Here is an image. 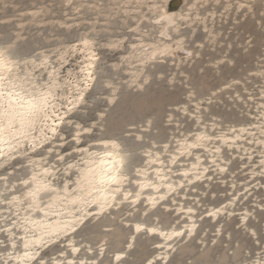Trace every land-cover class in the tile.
I'll use <instances>...</instances> for the list:
<instances>
[{
  "label": "snow or ice",
  "instance_id": "6c2138e0",
  "mask_svg": "<svg viewBox=\"0 0 264 264\" xmlns=\"http://www.w3.org/2000/svg\"><path fill=\"white\" fill-rule=\"evenodd\" d=\"M215 4L238 15L255 11L250 0H215ZM85 7L104 13L97 4ZM201 7L209 5L205 0L191 5ZM133 10L158 33V38L145 42L142 35L140 43L132 44L129 59L135 60V70L125 83L143 91L152 69L185 47L181 26L206 23L207 17L189 11L177 18L160 0L134 4L114 0L108 14ZM260 26L264 29V12ZM204 30L208 31L206 26ZM130 31L140 32L139 25ZM23 38L20 32L0 33V264H172L169 253L198 227L194 219L198 209L178 198L187 200L184 190L210 179L208 173L227 172L222 153L241 147V142L248 146L243 157L249 162L247 184L239 192L233 184L228 202L205 209L199 218L234 216L257 177L264 187V89L254 104V118L230 127L229 132H217L214 122L211 126L204 122V101L197 100L193 91L187 93V102L178 103L164 118L154 110L138 108L114 126L109 113L120 102L121 88L98 78L94 63L99 59L98 41L92 35L86 32L67 51L57 50L55 60L22 54ZM77 52L87 61L78 74L65 70L68 58ZM186 55L192 57L194 52ZM259 75L264 77V72ZM97 86L104 104L95 109L90 123L72 127L69 153L64 146L70 114L87 103L86 93ZM215 95L211 92L207 103ZM180 113L185 122L188 117L192 120L185 129L180 126ZM165 118L169 125L176 124L174 135L153 136V129ZM259 208L264 213V201ZM251 216V211L241 210L240 223L246 229ZM220 231L216 228L214 237ZM250 235L255 238L253 247L237 245L211 261L194 256L187 264H264V232L253 229Z\"/></svg>",
  "mask_w": 264,
  "mask_h": 264
},
{
  "label": "rangeland",
  "instance_id": "374dc122",
  "mask_svg": "<svg viewBox=\"0 0 264 264\" xmlns=\"http://www.w3.org/2000/svg\"><path fill=\"white\" fill-rule=\"evenodd\" d=\"M208 5V9L213 7L212 3ZM41 6L48 9L45 21L38 24L26 22L23 31L24 38L21 41L22 47L32 49L46 47L55 44L59 38L71 41L82 29L87 27V20L94 17L93 13L85 9L77 11L75 9L76 0H71V5L68 0H0V33H13L17 29L21 14H24V19H27V11ZM254 7L255 11L246 16L230 11L223 14L220 19H215L214 30L218 31L219 35L214 43L208 40V33L201 26L182 27L181 32L187 37L188 48L197 54L187 60L183 59L179 66L175 62L167 60L166 64L152 69L153 75L150 76L149 83L144 86L143 91L128 87L125 83V75L122 72H115L110 65L111 62L119 58V53L105 50L104 57L107 62L104 65L103 78L112 77L111 79L119 83L121 88L120 102L112 107L109 113L110 123L114 126L123 124L125 119L138 108L154 110L158 117L164 118L166 112L173 110L178 103L187 102V93L192 90L196 98L207 97L211 92H216L211 103H207V105L204 101L203 108L207 107V112L204 113L205 118L210 119L211 116L216 115L222 119L223 124L248 121L249 103H246L247 96L243 92V87L251 89L253 94H256L261 85V79L256 74V70L264 69V29L260 26L261 13L264 12V0L258 1ZM214 8L219 15L222 7L217 5ZM81 18L86 21H82L80 26L68 27L58 25L56 22ZM130 32L128 28L121 26L120 20L116 18L111 21L110 31H102L99 38L103 40L109 36L122 35L131 37L132 33ZM233 79L239 81H236L234 86L221 88L222 85ZM235 91L242 95V99L233 95ZM100 93L101 89L97 86L88 103L80 109L77 118L84 124L90 123L95 109L103 106L104 101ZM185 119L184 115L180 113L179 120L182 129L192 124L190 117L187 118V122ZM175 128L176 124L169 125L165 118L163 123L153 129L152 135L164 139L169 137ZM71 145L72 143L68 139L65 149H69ZM239 166L240 161L235 159L231 164L230 171L235 172V179L244 182L248 177V171L247 168L242 170ZM226 177L228 174L220 179L215 176L209 182V187L201 198L202 207L200 210L204 205L218 204L230 198V184ZM197 188L199 191L204 190V183L199 184ZM255 197L259 198L260 203L263 201L264 187L254 186L248 199L240 201L236 208L241 209L243 206L251 208L255 204ZM161 211L164 210L161 209ZM218 221H223L224 226L221 235L217 238V243L213 245L211 243L213 230ZM218 221L212 223L210 219L204 218L197 235L189 242L178 245V249L171 258L172 264H187L194 256L211 261L224 255L226 249L231 250L237 245L241 249L253 247L255 238L250 235L248 227L246 229L239 223L238 212L228 219L222 218ZM248 225L255 228L258 234L264 232V213L260 211V208H254ZM204 230L206 231L207 247L202 248L198 238ZM229 237L231 238L229 239Z\"/></svg>",
  "mask_w": 264,
  "mask_h": 264
},
{
  "label": "bare ground",
  "instance_id": "6f19581e",
  "mask_svg": "<svg viewBox=\"0 0 264 264\" xmlns=\"http://www.w3.org/2000/svg\"><path fill=\"white\" fill-rule=\"evenodd\" d=\"M258 1H263V0H250V2L255 5ZM114 2V0H76V6L75 9L79 8L80 10L85 9L88 12L93 13L94 17L90 20H87V27L82 29L73 40L71 41H65L64 39H60L53 45L50 46H46V47H40V48H27V47H22L21 45V51L22 54L26 55V56H31V57H36L40 54L49 56L50 58H52L53 60L56 59V55L58 54L57 50L60 51H67L68 46L72 43H75L78 38L85 34L86 32L89 33L90 35H92L97 41V46H96V54L99 57V59H97L94 63L96 65V69L95 71L97 72L98 78L101 80H112L118 87L119 83L115 82L113 79L111 78H103V73H104V65L106 64V58L104 57V51H114V52H118L119 53V58L113 62H111V68L115 71V72H122L125 77L126 80L129 79V73L134 71L135 69L132 67V65L135 63V60L132 59L130 60L129 57L132 53V44L133 43H140V36H144V41L147 42L153 38H158V33L155 30V28H153V26L151 24H149V22L147 21V19H145L140 12L138 11H130L127 14H125L124 12H117V13H113L111 15H109V6ZM161 3L165 4V8L166 10L171 13L173 16L179 18L182 15H186L189 11H195L197 12L199 15H201L202 17H207L206 23H196L195 25L189 24L188 26L190 27H194V26H201L203 29H205V26L207 27L208 31V40L212 43L216 42L217 37L219 35L218 31L214 30V22L215 19H220L221 16L223 14H227L229 12H225L224 8H221V12L219 15L218 12L216 11V9L214 8V6H217V4H215V0H205V2L207 4L212 3L213 7L211 9H206L205 7H201L198 9H192L191 5L195 2V0H160ZM135 3V0H133V4ZM89 4H97L98 6L103 7L104 9V13L101 14L98 9L97 10H93L91 8L85 7V5H89ZM209 11H211L212 15H209ZM27 14V19H24V14H21L22 16H20V19L17 23V29L13 31V33L15 32H20L23 34L24 28H25V24L27 23H43L45 21V17L48 14V9L46 7H37V8H33L30 9L29 11L26 12ZM77 14V13H76ZM79 17V16H78ZM85 17V16H84ZM118 18L120 20V24L123 27H126L129 29L131 28H136L137 25H139L140 28V32H133L131 31L130 33H132L131 37H128L126 35H122V36H109L106 39L101 40L99 38V35L102 31H110L111 29V21L113 19ZM139 18V19H138ZM82 21H86V19L81 18V19H75L72 21H68V20H58L56 21L58 23V25H66V26H72V25H82ZM54 22V21H53ZM52 23V22H51ZM182 27H184L183 25L181 26V30ZM192 30V29H191ZM145 33H147V35H144ZM182 37L185 39V47L182 50H177L176 52H174L171 56L168 57V60L171 62H175L177 64V66H179L183 59L187 60L189 57L186 55V53L188 51H192L194 52V55L197 54V52H195L192 49H189L187 46V42L186 39L187 37L185 36V34H183L181 32ZM22 41V39H21ZM20 41V43H21ZM119 47H108L105 46L107 45L109 42H121ZM113 53V52H112ZM117 53V54H118ZM116 54V53H115ZM108 56V54H107ZM193 57V56H192ZM191 58V57H190ZM86 58L83 54L77 52L72 54L69 58L68 61L65 64V70L71 69L74 73L78 74L79 70L81 68V66H83L84 64H86ZM109 72V71H108ZM261 72H264V69H257L256 70V74L259 75ZM119 74V73H118ZM111 75V74H110ZM260 79H261V85L259 86V88L257 89L258 92L256 94H253V91L247 87H243V92H245L244 94L247 96L246 97V103H249L248 105V113H249V120H252L254 118L255 112H256V108L254 107V104H256L258 102V97L261 94L262 89H264V77H262L261 75ZM109 77V76H108ZM118 79V78H117ZM125 79V78H124ZM150 79V78H149ZM236 81L239 80H230L229 82L225 83L224 85L221 86V88H225L227 86H234ZM193 91V90H192ZM93 90H89L88 93H86V100L87 103L91 97ZM220 93V91H219ZM210 95V94H209ZM209 95L207 97H199L196 98L197 100H203L206 102L207 104V98L209 97ZM234 96L238 97L239 99H242V95L239 94L238 91H235L233 93ZM249 96H251V99L249 98ZM213 98V97H212ZM188 101V100H187ZM204 102V103H205ZM86 103V104H87ZM191 104H194L195 101H191ZM203 103V104H204ZM86 104H82L80 106V109L84 107V105ZM203 104H202V109H203V114H202V119L204 120L205 123H208L210 126L211 124L214 122L217 132L223 131V132H229L230 127L232 126H236L239 127L241 125H245L247 124L248 121H245L243 123H226L223 124L222 123V119L219 116L213 115L211 116L210 119L205 118L204 113L207 112V107L203 108ZM208 105V104H207ZM80 109L78 111H73L70 114V119H71V124L68 125V127L65 130V134L67 136V140L69 139L71 141V143L73 144L72 140H71V136L68 135V131H71L72 127L75 124H84L82 121H80L77 116L78 113L80 111ZM181 115H183V113H181ZM191 118V117H190ZM194 127V126H193ZM175 132V131H174ZM174 132L171 133V135L168 138H171L174 135ZM65 147V146H64ZM248 146L246 144H244L243 142H241V147L236 148V149H227L225 148L222 155L225 158V163L224 166L228 169L227 172L225 173H218L216 171H212L210 173H208V176L211 177L210 179H204L200 182H197L196 184L190 186L189 188H186L184 191L187 193V200H185L183 198V196L179 197L178 199L180 200L181 204H185L187 206H192L198 209L196 216L194 217L196 224L198 225L195 234L191 237V238H187L185 241H183L184 243L189 242L192 238H194L200 228L201 222L202 220L199 218L201 214H203L205 212V209H211L215 206H220L222 204H226L228 202L227 199L226 201H223L221 203L218 204H211V205H204L203 208L200 210V208L202 207V202H201V198L202 196L205 195L206 190L209 187V182L215 177L218 176V178H222L225 177L226 174H228V177H226L229 180V184H230V194H232L233 192V188L232 185L235 184L236 185V191L239 192L241 187L247 184V181L249 179V177H247V179L244 182H240L237 179H235V172L230 171V167L232 162L235 159H238V161H240V169H244L247 168L246 170L249 171L248 169V161L246 159H244L243 157H245L246 153L244 151V148H247ZM67 151L69 153L72 152V145L69 149H67ZM261 180L260 177H257V183L255 186H259V181ZM201 183H204V190L199 191L197 186ZM238 187H240L238 189ZM231 197V196H230ZM255 204L252 205L251 208L247 207V206H243L241 209L236 208V212L239 213V223H240V215H241V210L244 211H251L252 215L254 213V208L258 207L259 205L262 203L259 202V198L255 197ZM262 200V199H261ZM264 201V198H263ZM188 214L185 213L184 216L186 217ZM204 218H208L207 216H205ZM222 218H230V217H224V216H220L216 219H210V221L212 223H217V221L219 219ZM181 223H183V218L181 219ZM189 223H191V220H189ZM241 224V223H240ZM242 225V224H241ZM223 221H218V223L215 225L214 230L216 228H219L220 231V235L221 232L223 230ZM253 229V227H248V230L251 232ZM213 230V233H214ZM256 230V229H255ZM263 231H264V225H263ZM206 231L204 230L199 238H198V242L201 244L202 248L205 247L201 241L206 242ZM219 235V236H220ZM219 236L214 237L216 240H218L217 238ZM212 238V239H213ZM181 242V243H183ZM178 249V246L175 248ZM157 252H160V249H154ZM167 251V250H165ZM175 251H172L169 253V259L171 260L173 254Z\"/></svg>",
  "mask_w": 264,
  "mask_h": 264
}]
</instances>
